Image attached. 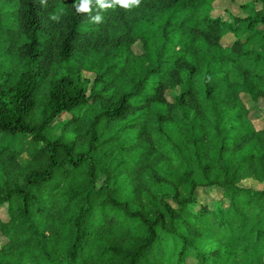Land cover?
I'll return each mask as SVG.
<instances>
[{"label": "trees", "instance_id": "1", "mask_svg": "<svg viewBox=\"0 0 264 264\" xmlns=\"http://www.w3.org/2000/svg\"><path fill=\"white\" fill-rule=\"evenodd\" d=\"M214 1L0 0V264H264V0Z\"/></svg>", "mask_w": 264, "mask_h": 264}, {"label": "rangeland", "instance_id": "2", "mask_svg": "<svg viewBox=\"0 0 264 264\" xmlns=\"http://www.w3.org/2000/svg\"><path fill=\"white\" fill-rule=\"evenodd\" d=\"M243 4H253V8H257L256 2L254 0H215L212 4V16H220L224 19H227V12L233 16H243L246 13L248 14L249 10H242L241 6ZM2 38V39H1ZM232 35H226L222 38V45H228L233 40ZM6 38L4 36L0 37V78H4V76L9 71H14L15 68H20L18 63V57L15 52L9 49L8 43H3ZM133 51L136 54H140L142 52L141 46L139 43L135 44L133 47ZM55 56L52 55L51 58L45 61V64L48 62H55ZM89 76V75H88ZM167 99L169 101L173 100V94L167 93ZM241 100L247 106L249 111L248 119L251 122L252 127L256 130H262L264 128V99L259 98L257 101L253 102L249 100L246 96L240 95ZM68 116L63 115L60 116L56 122L62 121L66 119ZM25 140H21L19 143V148L25 147ZM28 157L25 153H22L19 157L20 160H26ZM247 169L242 173L240 186L245 188H252L255 190H264V182H260L252 177L250 172L251 169ZM197 196L201 204H205L208 206H212L215 201L221 200V195L215 191H205L200 190L197 192ZM0 218L6 219V215L4 210H0ZM4 242L3 238L0 237V245ZM187 264H193L191 260L187 261Z\"/></svg>", "mask_w": 264, "mask_h": 264}, {"label": "clouds", "instance_id": "3", "mask_svg": "<svg viewBox=\"0 0 264 264\" xmlns=\"http://www.w3.org/2000/svg\"><path fill=\"white\" fill-rule=\"evenodd\" d=\"M140 2L141 0H79V2L74 5V7L78 13H91V6L93 3H95L97 6V11L95 15L90 17V20L92 23L99 24L103 22L102 13L108 8L120 6L126 10H131L133 7H138ZM44 3L45 0H41V4L43 5ZM61 15L62 13L54 14L50 16V19L59 22Z\"/></svg>", "mask_w": 264, "mask_h": 264}]
</instances>
